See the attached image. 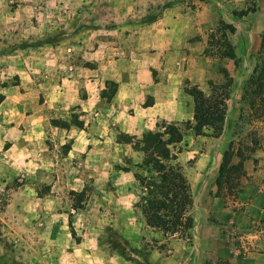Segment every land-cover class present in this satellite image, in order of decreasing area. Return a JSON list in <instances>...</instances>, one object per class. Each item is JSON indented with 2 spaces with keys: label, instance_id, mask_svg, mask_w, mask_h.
Masks as SVG:
<instances>
[{
  "label": "crops",
  "instance_id": "1",
  "mask_svg": "<svg viewBox=\"0 0 264 264\" xmlns=\"http://www.w3.org/2000/svg\"><path fill=\"white\" fill-rule=\"evenodd\" d=\"M58 1L49 11L20 0L5 18L21 9L38 23L30 34L60 35L0 56V85L18 79L0 86V183L21 180L0 213L4 235L26 264H187L182 238L146 224L143 154L117 135L192 120L184 86L208 95L218 79L209 34L220 17L244 27L253 14L234 16L245 0ZM82 191L77 204L71 193Z\"/></svg>",
  "mask_w": 264,
  "mask_h": 264
},
{
  "label": "rangeland",
  "instance_id": "2",
  "mask_svg": "<svg viewBox=\"0 0 264 264\" xmlns=\"http://www.w3.org/2000/svg\"><path fill=\"white\" fill-rule=\"evenodd\" d=\"M18 2L20 0H0V56L10 48L14 50L43 41L53 43L60 35L47 30L39 37L30 34L38 23L35 19L21 20L20 14L26 13L21 9L16 11L17 17L8 22L5 18L9 9L13 12L18 9ZM39 2L49 11L53 3H60L58 0ZM218 8L223 12L221 6ZM54 9L57 12L69 11L67 7L60 9L56 6ZM233 11L236 18H241V11H248L253 16L244 27L239 23L234 27L233 23L220 17L208 36L205 51L214 59L218 70V79L208 82L210 91L219 85L229 84L221 133L213 136L208 131L207 135L196 136L191 129L181 126L182 130L185 129L182 141L175 146L182 153L180 165L192 195L189 210L192 228L185 237L176 241L185 249L187 264H264V105L259 104L258 98L253 103L252 96L245 91L248 78L262 57L264 0H245L243 8L237 7ZM56 24L61 27L62 34L68 33L66 22ZM231 27H234L233 33L230 32ZM223 46H229L233 51L234 60L220 56ZM17 83V77L13 76L0 86ZM113 89L114 86L109 84L103 94L108 96ZM226 151L233 153L232 163H237L240 158L245 160L240 176H233L231 187L225 184L218 191L215 179ZM20 185V178L9 185L0 183V213L8 195ZM76 202L78 204V198ZM2 225L0 219V264H26L17 256L14 243L4 235Z\"/></svg>",
  "mask_w": 264,
  "mask_h": 264
},
{
  "label": "trees",
  "instance_id": "3",
  "mask_svg": "<svg viewBox=\"0 0 264 264\" xmlns=\"http://www.w3.org/2000/svg\"><path fill=\"white\" fill-rule=\"evenodd\" d=\"M248 11L239 12L240 16ZM236 14V13H234ZM231 33L234 27H231ZM260 62L255 65L252 74L246 84L247 92L252 96V102L258 98L260 105H264V34L261 38ZM223 58L235 59V55L229 46H223L220 52ZM114 86L113 83H110ZM227 85H219L211 89L206 95L196 85L184 86V92L192 97L193 115L192 120L184 122H165L156 125L154 131L145 132L140 139L119 134L118 142L132 143L134 148L143 154L142 163L139 167L146 171V175L136 174L135 177L141 186L142 195L136 204L141 208L146 224L160 231L164 236H177L183 238L192 228V219L189 210L192 206L190 185L177 162L180 149L175 146L182 141L184 130L191 129L196 136L207 135L208 131L213 136H218L223 127L225 115V102L228 98ZM115 87L110 95L111 97ZM106 96V95H104ZM252 102L250 104L254 105ZM264 111V110H263ZM55 125L66 123L52 121ZM184 126V130L180 127ZM233 153L226 151L218 169L215 185L218 191L225 184H232L234 175L240 176L245 158H240L237 163H232ZM231 185H229V188ZM74 198L82 200L84 192L71 193Z\"/></svg>",
  "mask_w": 264,
  "mask_h": 264
}]
</instances>
